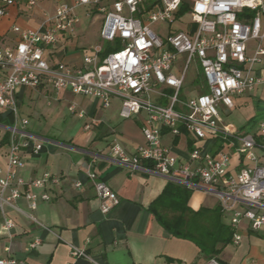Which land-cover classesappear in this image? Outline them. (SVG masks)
I'll return each instance as SVG.
<instances>
[{
	"label": "built area",
	"instance_id": "2783aa9c",
	"mask_svg": "<svg viewBox=\"0 0 264 264\" xmlns=\"http://www.w3.org/2000/svg\"><path fill=\"white\" fill-rule=\"evenodd\" d=\"M41 0H1L0 18L13 5L36 6ZM86 17L103 13L99 31L107 46L96 45L84 53L82 64L72 66L51 62L44 57L60 34L69 32L81 21L77 8ZM14 45L0 39V111L17 112L16 89L48 84L58 91L70 89L94 96L103 108L120 100L121 118H141L144 143L132 152L115 138L109 144L111 159L132 168H147L189 187L203 185L220 197L223 212L229 214L232 242L239 244V226L247 221L252 230L264 228V120L256 133H239L221 121L219 106H234L233 96L252 92L264 84V0H74L61 1L54 14L47 15L36 28L15 24ZM257 40L252 53L247 43ZM107 48H111L105 53ZM192 69V89L185 90ZM190 85V84H189ZM69 111L86 118L75 104ZM22 118V127L28 124ZM99 124L91 117L85 122L90 130ZM192 135L187 156L182 158L163 141ZM224 137L235 145L241 163L230 172L231 154L226 150L205 149L208 139ZM43 140L36 134L9 130L6 168L0 167V216L10 230L14 220L7 213L18 198H25L34 209L40 201L52 198L51 186H61L63 178L50 172L25 180L17 170L24 166L23 152L38 154ZM255 150H259L258 155ZM86 178L100 199V209L109 213L120 203V196L92 168ZM83 181H73L80 188ZM42 188L40 193L33 189ZM41 243L35 238L34 248ZM9 250V248H7ZM75 258H89L86 250L71 247ZM0 264H18L14 257L0 258ZM205 264H224L216 257ZM264 264V261L263 263Z\"/></svg>",
	"mask_w": 264,
	"mask_h": 264
},
{
	"label": "crops",
	"instance_id": "0c3cea01",
	"mask_svg": "<svg viewBox=\"0 0 264 264\" xmlns=\"http://www.w3.org/2000/svg\"><path fill=\"white\" fill-rule=\"evenodd\" d=\"M61 1L72 3L74 0H41L36 6L25 3L10 6L8 13L0 18V39L4 44L14 45L17 35L12 31L13 25L36 28L47 15L54 14ZM81 33L80 21L69 32L61 33L56 46L46 49L44 57L54 63L80 66L83 54L75 38ZM256 45V41L248 42L247 53H252ZM16 100V113L11 109L0 111V167L6 168L7 136L16 124L18 129L41 137L44 143L38 154L22 153L25 164L18 168V176L30 180L50 172L60 175L63 183L51 186L52 198L40 201L34 209L25 198H18L13 206H7V213L15 225L6 229L0 216V258L14 257L18 264H205L211 258L192 240L170 234L149 212L151 202L161 194L170 178L145 167L132 168L111 159L109 144L113 139L129 152L145 141L141 118H121L119 99L114 98L108 108H103L94 96L70 89L56 91L48 84H41L18 87ZM233 100L232 108L219 107L228 115L236 108L237 120L225 121L220 115L219 126L243 134L256 133L264 120V84L252 92L234 95ZM71 104L87 113L86 118H81L83 122L67 116L66 108ZM91 117L97 118L99 124L86 130L85 122ZM22 118L29 120L25 127L20 123ZM108 138L112 139L106 141ZM163 141L184 158L192 135L172 138L165 134ZM235 145L224 137L204 142L205 149L210 152H230L231 173H235L241 163ZM255 152L261 155L259 150ZM93 157L96 161L92 168L120 196V203L107 214L101 211L100 199L86 178ZM78 179L83 185L75 188L73 181ZM192 188L188 205L194 210L220 205L215 191L203 185ZM33 190L40 193L43 189ZM222 221L230 227L229 214L223 211ZM239 230L241 242L231 241L214 257L224 264H262L264 239L260 232H264V228L252 230L247 221H242ZM244 237H249L245 245L242 244ZM35 238L41 243L32 248L30 243ZM72 246L84 248L89 258L73 257ZM239 248L242 251L239 252Z\"/></svg>",
	"mask_w": 264,
	"mask_h": 264
},
{
	"label": "trees",
	"instance_id": "16d2710c",
	"mask_svg": "<svg viewBox=\"0 0 264 264\" xmlns=\"http://www.w3.org/2000/svg\"><path fill=\"white\" fill-rule=\"evenodd\" d=\"M110 50L107 48L105 53ZM192 192V187L169 180L148 210L170 234L192 240L203 252L214 257L232 241L233 233L222 221L221 205L191 208L188 200Z\"/></svg>",
	"mask_w": 264,
	"mask_h": 264
},
{
	"label": "rangeland",
	"instance_id": "374dc122",
	"mask_svg": "<svg viewBox=\"0 0 264 264\" xmlns=\"http://www.w3.org/2000/svg\"><path fill=\"white\" fill-rule=\"evenodd\" d=\"M77 13L81 16V30L82 33L80 36L76 37V42L79 45V52L80 54H84L85 52L91 53L93 50V47L96 45H102V46H107L108 42L104 41L99 34L102 21H103V13L97 12V14L93 17H86L84 14V8L79 7L77 8ZM253 41V42H252ZM257 40L251 39L249 41L250 43H255ZM264 41V40H263ZM195 77V73L192 69H190L188 76H187V85L185 86V90H189L193 88L192 87V82ZM190 84V85H189ZM113 102V105H116V102ZM66 113L69 118H72L73 120H77L78 122H83L84 119L79 118L77 115L71 113L69 109L66 108ZM219 113L222 116V118L225 121H236L237 118L236 116V108L233 109L232 113L228 115V112L224 110V108L219 107ZM112 138H108L106 141H110ZM264 232H260L262 235V240L264 239ZM249 237H244L242 244L245 245ZM233 246V245H232ZM243 247V246H242ZM242 251L241 248H239V252Z\"/></svg>",
	"mask_w": 264,
	"mask_h": 264
}]
</instances>
